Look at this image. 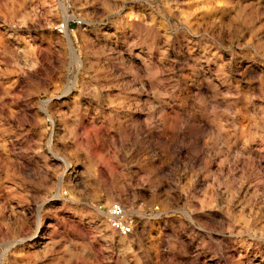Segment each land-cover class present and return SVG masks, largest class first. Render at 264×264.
<instances>
[{
  "label": "rangeland",
  "instance_id": "1",
  "mask_svg": "<svg viewBox=\"0 0 264 264\" xmlns=\"http://www.w3.org/2000/svg\"><path fill=\"white\" fill-rule=\"evenodd\" d=\"M0 264H264V0H0Z\"/></svg>",
  "mask_w": 264,
  "mask_h": 264
},
{
  "label": "built area",
  "instance_id": "2",
  "mask_svg": "<svg viewBox=\"0 0 264 264\" xmlns=\"http://www.w3.org/2000/svg\"><path fill=\"white\" fill-rule=\"evenodd\" d=\"M68 23L69 22L59 24L56 27L57 32L65 34L68 31ZM71 23L75 25L82 24L80 20L76 19L71 20ZM90 207L103 216V220L110 230L122 237L133 234L137 225L135 217H133L120 203H94L91 204Z\"/></svg>",
  "mask_w": 264,
  "mask_h": 264
}]
</instances>
